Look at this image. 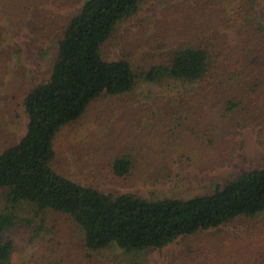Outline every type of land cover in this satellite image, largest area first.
<instances>
[{"label": "rangeland", "instance_id": "1", "mask_svg": "<svg viewBox=\"0 0 264 264\" xmlns=\"http://www.w3.org/2000/svg\"><path fill=\"white\" fill-rule=\"evenodd\" d=\"M85 1L0 0V152L24 136V98L48 81L62 29ZM211 1L215 6L201 13L197 0H143L117 25L102 53L109 60L128 56L137 71L151 64L168 36H184L186 31L196 44L201 35L211 40L209 45L223 46L228 63L236 62L246 49L264 50V31L257 32L264 0ZM220 72L227 73L221 68ZM168 89L140 80L129 94L93 102L77 122L57 134L53 168L80 185L146 199L191 198L217 182L264 168V109L259 117L252 110L245 125L241 121L247 111H237L230 121L216 110L209 117L212 135L179 132L166 138L147 128L141 112ZM262 97L255 102L264 105ZM123 152L134 157L135 165L126 178H118L111 162ZM2 195L0 190V210ZM39 224L20 219L5 236L14 241L10 264H264V213L180 238L162 249L132 254L115 245L89 253L78 228L63 216L47 217L36 232Z\"/></svg>", "mask_w": 264, "mask_h": 264}, {"label": "trees", "instance_id": "2", "mask_svg": "<svg viewBox=\"0 0 264 264\" xmlns=\"http://www.w3.org/2000/svg\"><path fill=\"white\" fill-rule=\"evenodd\" d=\"M142 1L86 0L62 29L48 81L25 96L26 132L17 144L0 152L4 199L0 264H10L14 241L5 236L20 219L28 225L39 220L38 232L47 217L63 216L78 228L89 253L115 245L132 254L162 249L180 238L264 213V168L217 182L191 198L160 199L105 193L80 185L53 168L57 134L77 122L99 98L129 94L140 80L169 87L141 112L147 128L166 138L179 132L212 135L214 124L209 117L216 110L230 121L237 111H247V118L241 121L245 125L252 110L259 117L258 112L264 109L254 100L264 95L262 49L256 53L246 49L236 62L228 63L223 46L215 48L201 35L196 44L186 31L184 36L178 32L168 36L156 49L160 53L152 55L151 64L137 71L128 56L105 58L102 48L117 25L133 15ZM197 1L201 13L215 6L211 0L206 5L202 4L205 0ZM261 31L264 7L257 26V32ZM220 68L227 73H221ZM247 99L254 102L245 103ZM134 165V157L123 152L113 159L111 169L116 177L126 178Z\"/></svg>", "mask_w": 264, "mask_h": 264}]
</instances>
